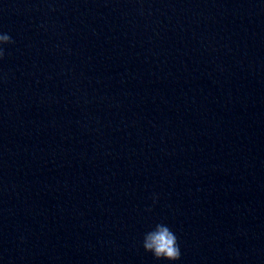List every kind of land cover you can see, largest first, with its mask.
Here are the masks:
<instances>
[{
  "label": "clouds",
  "instance_id": "obj_1",
  "mask_svg": "<svg viewBox=\"0 0 264 264\" xmlns=\"http://www.w3.org/2000/svg\"><path fill=\"white\" fill-rule=\"evenodd\" d=\"M11 36L0 34V59L4 57L2 45L13 43ZM142 247L157 260L177 261L181 257L180 247L175 233L163 223L155 225L154 229L145 233Z\"/></svg>",
  "mask_w": 264,
  "mask_h": 264
}]
</instances>
